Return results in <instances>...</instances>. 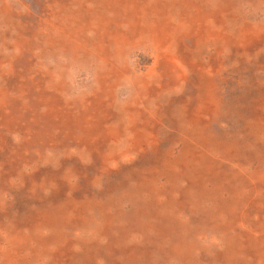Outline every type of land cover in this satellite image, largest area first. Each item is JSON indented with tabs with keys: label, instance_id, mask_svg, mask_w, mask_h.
<instances>
[{
	"label": "rangeland",
	"instance_id": "rangeland-1",
	"mask_svg": "<svg viewBox=\"0 0 264 264\" xmlns=\"http://www.w3.org/2000/svg\"><path fill=\"white\" fill-rule=\"evenodd\" d=\"M0 264H264V0H0Z\"/></svg>",
	"mask_w": 264,
	"mask_h": 264
},
{
	"label": "bare ground",
	"instance_id": "bare-ground-1",
	"mask_svg": "<svg viewBox=\"0 0 264 264\" xmlns=\"http://www.w3.org/2000/svg\"><path fill=\"white\" fill-rule=\"evenodd\" d=\"M119 72H115V73H113V76H116V75H118L119 77H118V79H120L121 78V75L120 74H118ZM124 73V72H123ZM132 72L130 71V74H131ZM131 75H133V74H131ZM135 81H137V80H135ZM144 81V80H143ZM116 112V111H115ZM129 116H130V112H128L127 113ZM119 116H121V117H119ZM124 120H125V118H123V116H122V114L121 115H118L117 113H115V118H114V120H113V125L110 127V130L112 131V135H113V137L114 138H116L115 140H114V142H113V144H112V146H110L111 148H113V149H119L120 147H122V144L123 143H120V142H123L124 141V139L125 138H130V136H135V134H136V132L135 131H133L129 126H128V128L131 130L130 132L131 133H129L128 134V129L126 128V129H124L125 127H123V124H124ZM129 123L130 124H132V119H129ZM121 129H124V130H121ZM128 134V135H127ZM129 136V137H128ZM120 138H121V140H120ZM120 143V144H119ZM184 143H185V145L186 146H190V145H193L192 144V142L191 141H189V139L188 140H186V139H184ZM119 144V145H118ZM172 154H174V155H176V154H178V153H174V152H171ZM171 167H176V164H174V163H172L171 165H169V168L171 169ZM168 168V167H167ZM193 244V242L192 241H189V246H191ZM189 252H194V251H189Z\"/></svg>",
	"mask_w": 264,
	"mask_h": 264
}]
</instances>
